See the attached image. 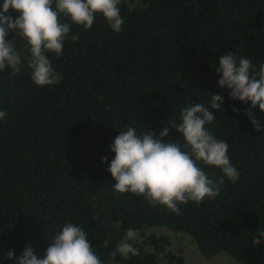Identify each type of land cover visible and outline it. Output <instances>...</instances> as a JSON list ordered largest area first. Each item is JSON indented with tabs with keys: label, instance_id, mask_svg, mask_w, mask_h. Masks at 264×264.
<instances>
[{
	"label": "trees",
	"instance_id": "obj_1",
	"mask_svg": "<svg viewBox=\"0 0 264 264\" xmlns=\"http://www.w3.org/2000/svg\"><path fill=\"white\" fill-rule=\"evenodd\" d=\"M120 11L118 34L99 14L91 29L72 25L79 39L66 40L61 57H49L62 74L58 84L35 85L26 65L17 74L0 73L6 113L0 121V264H12L6 251L19 255L26 244L42 257L66 222L87 231L105 264L128 228L188 235L206 258L226 253L240 264H264V244L254 247L251 240L264 230V132L246 118L248 105L217 86L214 70L226 51L264 64V0H121ZM209 94L224 96V110H214L208 128L228 142L239 180H225L213 199L181 204L178 215L113 192L102 158L114 156L115 136L128 124L157 134L168 127L164 142L183 146L169 122H178L182 107L207 103ZM252 111L264 120L258 107ZM199 166L213 179L220 176L217 168ZM135 246L137 256H117L116 264H161L163 257L184 264L166 253L165 236L151 234Z\"/></svg>",
	"mask_w": 264,
	"mask_h": 264
},
{
	"label": "clouds",
	"instance_id": "obj_2",
	"mask_svg": "<svg viewBox=\"0 0 264 264\" xmlns=\"http://www.w3.org/2000/svg\"><path fill=\"white\" fill-rule=\"evenodd\" d=\"M120 4L121 0H0V73L7 68L17 74L26 65L35 85L58 84L62 74L49 57H61L66 40L79 39L72 34V25L91 29L99 14L110 30L118 34L124 23ZM15 37H19V45ZM214 70L219 76L217 86L227 89L230 99L248 105L246 118L257 132H264V120L252 111L258 107L264 114V64L257 67L250 58L226 51ZM223 105L224 96L209 94L207 103H190L180 109L178 122L168 121L182 135L183 146L164 142L168 127L157 134L126 125L109 146L114 154L112 159L102 158L115 181L111 190L143 197L149 204L163 206L178 215L181 204L215 198L225 180L235 184L240 172L230 161L229 144L216 138L208 128L216 119L214 110H224ZM233 111L240 109L234 106ZM5 116L0 110V121ZM201 163L219 169L220 176L209 177L199 166ZM87 234L80 225L66 222L53 233L42 257H37L30 244L19 255L13 249L4 255L12 264H105L87 240ZM138 240L136 229H126L106 264H116L117 256H137ZM251 240L254 247L264 244V230L259 229Z\"/></svg>",
	"mask_w": 264,
	"mask_h": 264
},
{
	"label": "rangeland",
	"instance_id": "obj_3",
	"mask_svg": "<svg viewBox=\"0 0 264 264\" xmlns=\"http://www.w3.org/2000/svg\"><path fill=\"white\" fill-rule=\"evenodd\" d=\"M138 244H144L146 238L154 234L156 236H165L170 240V246L167 247V254L180 256L184 259V264H240L234 261L228 254L219 253L211 258L204 257L198 250L193 239L185 234H177L167 229L150 228L139 231ZM168 258L163 257L161 264H167ZM176 264V263H175Z\"/></svg>",
	"mask_w": 264,
	"mask_h": 264
}]
</instances>
